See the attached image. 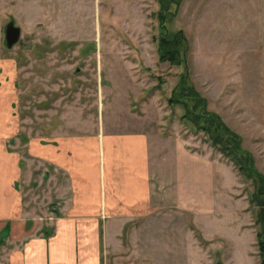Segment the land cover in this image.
<instances>
[{
    "label": "rangeland",
    "instance_id": "rangeland-1",
    "mask_svg": "<svg viewBox=\"0 0 264 264\" xmlns=\"http://www.w3.org/2000/svg\"><path fill=\"white\" fill-rule=\"evenodd\" d=\"M180 1L168 4L176 15L169 14L166 24L172 36L182 31L188 40L190 80L241 135L264 173V0ZM160 6L159 0H0V59L17 68L15 112L21 119L9 150L21 157L25 209L46 227L67 182L63 172L29 156L30 138L44 142L63 121L79 116L85 120L74 125L79 130L97 129L98 121L102 131L151 130L211 157L214 209L180 213L166 197L159 211L107 237L102 264H262L257 233L264 224L251 202L252 180L181 119V106L168 104L184 68L159 59L158 44L167 34ZM11 21L22 35L9 48ZM166 173L173 179L174 170Z\"/></svg>",
    "mask_w": 264,
    "mask_h": 264
},
{
    "label": "crops",
    "instance_id": "crops-1",
    "mask_svg": "<svg viewBox=\"0 0 264 264\" xmlns=\"http://www.w3.org/2000/svg\"><path fill=\"white\" fill-rule=\"evenodd\" d=\"M17 96V68L0 59V264H102L107 237L159 211L166 197L180 213L214 209L210 156L151 130L102 131L99 121L97 129L79 130L74 125L85 121L79 116L71 124L63 121L44 142L30 138L27 144L31 158L45 160L67 179L58 193L59 211L45 227L25 209L21 157L9 150L21 130ZM167 170H174L173 179Z\"/></svg>",
    "mask_w": 264,
    "mask_h": 264
},
{
    "label": "trees",
    "instance_id": "trees-1",
    "mask_svg": "<svg viewBox=\"0 0 264 264\" xmlns=\"http://www.w3.org/2000/svg\"><path fill=\"white\" fill-rule=\"evenodd\" d=\"M159 2L161 4L158 12L160 28L167 31L158 44L159 59L184 68L177 84L172 88L168 104L171 107L181 106L184 110L181 119L191 124L195 131H202L214 148L227 156L241 174L252 180L254 191L251 195V202L259 206V219L264 224V173L257 169L253 154L242 147L241 135L232 129L218 112L209 108V99L190 80L187 60L188 40L182 31H178L176 35L172 36L166 24L169 14L172 15L171 17L176 15V12H171L168 9V4L174 2L178 6L181 1L159 0ZM257 237L261 253L264 256V225L263 230L257 233ZM218 264H222V262ZM262 264H264V257Z\"/></svg>",
    "mask_w": 264,
    "mask_h": 264
},
{
    "label": "water",
    "instance_id": "water-1",
    "mask_svg": "<svg viewBox=\"0 0 264 264\" xmlns=\"http://www.w3.org/2000/svg\"><path fill=\"white\" fill-rule=\"evenodd\" d=\"M22 35V29L17 26L14 22H9L5 29V40L6 45L11 48L19 42Z\"/></svg>",
    "mask_w": 264,
    "mask_h": 264
}]
</instances>
